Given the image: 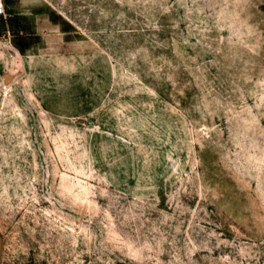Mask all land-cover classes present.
<instances>
[{
  "label": "rangeland",
  "instance_id": "1",
  "mask_svg": "<svg viewBox=\"0 0 264 264\" xmlns=\"http://www.w3.org/2000/svg\"><path fill=\"white\" fill-rule=\"evenodd\" d=\"M0 2V264H264V0Z\"/></svg>",
  "mask_w": 264,
  "mask_h": 264
},
{
  "label": "built area",
  "instance_id": "2",
  "mask_svg": "<svg viewBox=\"0 0 264 264\" xmlns=\"http://www.w3.org/2000/svg\"><path fill=\"white\" fill-rule=\"evenodd\" d=\"M1 15H4V9H3V6H2V4L0 2V16Z\"/></svg>",
  "mask_w": 264,
  "mask_h": 264
}]
</instances>
